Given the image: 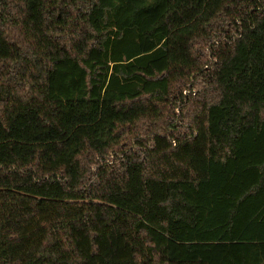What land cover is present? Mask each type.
Wrapping results in <instances>:
<instances>
[{"label":"trees","instance_id":"obj_1","mask_svg":"<svg viewBox=\"0 0 264 264\" xmlns=\"http://www.w3.org/2000/svg\"><path fill=\"white\" fill-rule=\"evenodd\" d=\"M0 264H264V0H0Z\"/></svg>","mask_w":264,"mask_h":264}]
</instances>
